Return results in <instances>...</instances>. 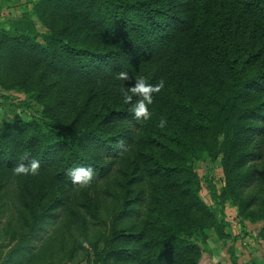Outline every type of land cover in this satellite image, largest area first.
Listing matches in <instances>:
<instances>
[{"label": "trees", "instance_id": "obj_1", "mask_svg": "<svg viewBox=\"0 0 264 264\" xmlns=\"http://www.w3.org/2000/svg\"><path fill=\"white\" fill-rule=\"evenodd\" d=\"M139 77L165 82L147 121L119 91ZM0 96L36 111L0 128V264H38L56 227L73 232L67 264H197L205 229L230 235L225 201L264 237V0H33L0 28ZM202 153L219 155L217 207L198 192ZM32 159L36 175L14 174ZM88 166L90 186L73 184Z\"/></svg>", "mask_w": 264, "mask_h": 264}, {"label": "rangeland", "instance_id": "obj_2", "mask_svg": "<svg viewBox=\"0 0 264 264\" xmlns=\"http://www.w3.org/2000/svg\"><path fill=\"white\" fill-rule=\"evenodd\" d=\"M37 28L39 30H43V27L37 23ZM11 96H17V94H9ZM19 97H22V94L18 95ZM5 98L3 96H0V124H3L8 118L13 117H21L26 118L30 114L32 115L36 111L33 108H23L19 105H16V103L13 101L12 98ZM36 108L38 106L34 105ZM192 168L196 172L197 177L199 179V195L200 197L210 205H215L217 207L216 199H214L210 195V191L214 190L217 193L220 192V189L223 185V172L221 170L220 162H219V155H216L215 157H209V155H206L205 153L199 154L193 158L192 161ZM9 183V182H8ZM105 192V201L102 199V209L106 206L111 205V198L110 194H106ZM75 199H82L80 197L79 193H76ZM78 201V200H77ZM9 202H13L12 199L9 200ZM76 202V201H75ZM75 202L71 203L70 207H75ZM231 204V202H230ZM233 205V204H231ZM234 206V205H233ZM235 207V206H234ZM231 209V208H230ZM12 211L13 214L15 213L12 208L8 210H4V215L8 214V212ZM226 212L229 213V209H225ZM223 212V217L226 215V217H230L231 215ZM236 217V216H235ZM237 218V217H236ZM254 227H257V224H251L249 221L245 220V222H241L234 217L229 218V228L233 231V234H231L233 237L240 238L241 243L238 244L240 246L238 250L239 255V261L243 260H249L253 259V256H251V253L245 249L244 246L248 245L251 246V249H255L254 257H261L264 254V237H259L257 233L254 230ZM254 232H251L253 231ZM232 233V232H231ZM230 238V235L226 237V239ZM45 240L49 242L51 245L48 246L47 250L41 251L40 248L33 254V258H35V263L38 264H46L47 261L52 260L54 263H68L65 260V257H60L59 252V246H63V248H67L70 246L72 240H73V232L70 229L67 228H60L56 227L51 229L46 235ZM46 242V243H47ZM0 257L4 255L6 251L7 245H11L12 241H6L5 237L2 236V233H0ZM249 243H251L249 245ZM245 250H243V249ZM222 249V248H221ZM217 250L216 247H210L205 248L201 251V256L197 264H229V248H226V246L223 247V250ZM233 254L234 250L232 249ZM247 252V254H246ZM80 253H77L74 257L75 259L79 260L78 264H87V262L84 261L83 258H77L79 257ZM234 256L237 259V255L234 254Z\"/></svg>", "mask_w": 264, "mask_h": 264}, {"label": "clouds", "instance_id": "obj_3", "mask_svg": "<svg viewBox=\"0 0 264 264\" xmlns=\"http://www.w3.org/2000/svg\"><path fill=\"white\" fill-rule=\"evenodd\" d=\"M116 79L129 82L133 80V77L128 72L120 71ZM165 82L163 79L159 80L155 85L148 83L144 77L134 79V85L129 87H121L119 89L123 102L131 105L130 111L137 121H147L151 118V112L148 105L153 103V94L160 93L164 88ZM133 97L138 99L133 102ZM165 125V120L162 118L159 122L160 127ZM2 128V124H0ZM26 158V157H25ZM40 169V161L32 159L29 163H18L13 171L15 175H36ZM94 169L91 166L88 167H76L71 169L67 175L71 178L73 184L79 185L81 188L90 186L93 177ZM85 246L87 244L85 243Z\"/></svg>", "mask_w": 264, "mask_h": 264}, {"label": "crops", "instance_id": "obj_4", "mask_svg": "<svg viewBox=\"0 0 264 264\" xmlns=\"http://www.w3.org/2000/svg\"><path fill=\"white\" fill-rule=\"evenodd\" d=\"M32 1L33 0H0V28H5L7 26L8 20L17 18L23 12L28 11L30 9ZM226 208L229 209V213L225 211ZM223 212L224 213L226 212L227 214L231 215L230 217H234V219H236V221H237V218L235 217L236 216L235 215V207L233 205H231L228 201L224 202ZM229 218L226 217V215L224 216V220L227 222V228H225V231L230 232V238H228V239L223 238V237L219 238L215 234V232L213 231L212 228H207V229H205V232L207 234L205 247L206 248L216 247V249L219 251L221 248H222L221 250H223L224 246H226V248L231 246L232 249L234 250V254L237 255V261L242 263V262L246 261L247 259L243 260V261L238 260L239 259L238 250L240 248V246L238 244L241 243V240L237 236L235 238L231 235V234H233V231L229 228ZM244 222H245V220H244ZM249 223H251V222H249ZM251 224H257V227H254V230L256 231V229L259 226V223L255 222V223H251ZM254 230L251 232H254ZM250 244L251 243H249V245ZM244 247H245V249L248 248L247 251L249 252V254L251 253V256H253L252 260L256 261L258 264H261L262 256L261 257H254V255H255L254 252L256 250L251 249L250 248L251 246H248V245H246ZM246 254H247V252H246Z\"/></svg>", "mask_w": 264, "mask_h": 264}]
</instances>
